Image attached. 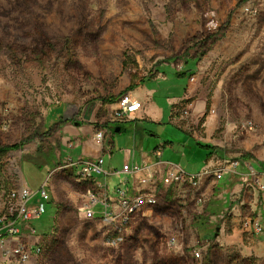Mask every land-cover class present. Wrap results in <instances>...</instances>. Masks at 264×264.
Wrapping results in <instances>:
<instances>
[{
  "label": "rangeland",
  "instance_id": "rangeland-1",
  "mask_svg": "<svg viewBox=\"0 0 264 264\" xmlns=\"http://www.w3.org/2000/svg\"><path fill=\"white\" fill-rule=\"evenodd\" d=\"M191 71L204 72L215 97L209 114L221 118L212 140L221 159L264 172V0H0V146L22 144L0 159V205L23 187L26 162L28 187L47 183L58 212L46 203L38 264H264L255 233L244 232L236 248L226 240L233 225L261 221L264 192L256 185L250 194L235 190L221 208L218 179L166 180L157 203L133 213L113 245L115 226L86 217L85 180L72 168L56 170L62 160L39 185V166H28L41 164L40 150L60 146L55 117L78 120L85 107L119 102L130 83L145 80L158 84L162 105L173 103ZM169 138L193 144L178 128ZM123 157L116 148V170ZM124 178H108L113 196Z\"/></svg>",
  "mask_w": 264,
  "mask_h": 264
},
{
  "label": "crops",
  "instance_id": "crops-1",
  "mask_svg": "<svg viewBox=\"0 0 264 264\" xmlns=\"http://www.w3.org/2000/svg\"><path fill=\"white\" fill-rule=\"evenodd\" d=\"M191 73L193 74L189 76L188 84L184 92L176 96L173 103H169L168 101L170 106H168V104L162 105L157 99L158 95L161 93L160 88L157 86L158 84L153 85V83L147 82L150 80H145L139 82L138 86L128 93L133 99L142 101L144 105L140 111L131 117H126L120 121L115 120L114 114L111 112L120 107V101L105 103L106 105L101 106L100 109L96 107H85L81 115L78 116V120L63 118L65 117L63 115L55 117L53 123L59 122L62 124L60 130V134L62 133V140L60 141L59 147L50 148L44 152H41L40 148H38V150H40L39 157L44 165L43 168L36 169V173L40 177L39 185L44 182L49 171L55 169L56 165L62 160L65 163L70 156L84 159H97L99 157L108 158L110 163H108V167L104 166V168L106 171L114 172L110 174L108 178L113 175L122 174L126 165L134 167L135 165H144L145 163L152 165L159 163L157 166L139 173H123L125 174V178L129 181L128 187L131 193H137L142 190H153V192H156L160 184L166 183L169 171L173 169V165L181 167L187 173L196 175L202 173L206 168H215L221 165L224 159H221V151L217 148V143L212 141L213 137L220 129L221 118L219 114H209L211 101L213 104L215 102V97L211 98V95H208L205 91L209 83L202 81L204 72H190V74ZM192 76L195 77L194 81L190 80ZM157 77H159V74L155 78ZM155 78L151 79V81L154 82ZM196 79L198 81H196ZM189 103L192 105L193 114L191 118L184 117L181 113V110ZM99 111L101 113H98ZM156 127L158 130L155 131ZM177 128L190 136V141H193L192 145L191 143L188 144L189 142L187 141L176 142L170 138L168 139V132ZM96 129H101L104 132L105 139L103 142L94 139L93 135ZM203 132L205 134L204 138L201 137V133ZM71 142L74 144L73 148H69ZM116 148H119L124 156L123 168L121 170H116L111 162ZM26 163L23 164L22 168L23 186L28 187L29 185L25 174V170H27ZM28 166L32 168V171L34 170L32 165ZM73 172L78 176V169H73ZM152 174V184H154L150 187H144V185L141 184V180L152 176ZM234 174L236 173H228L217 181V190H222L221 192H217L215 198L221 203V208H225L226 203L234 196L233 192L235 190H243L244 194L249 192L248 186L250 185L241 183L240 176L236 174V177H234ZM236 178L238 180H236ZM101 180H103V177H101ZM238 181L240 183H238ZM85 182H87L90 187L86 192L82 193L81 204L84 201H89L88 192L96 191L93 180H85ZM120 182L119 184L117 183V187L120 185ZM109 183L108 179L109 193L112 201L115 202L117 196H113L114 191H111ZM51 198L49 201H43L37 197L34 200V206L42 205L45 213L47 207L46 203H50L52 211L55 210L58 212V206L54 201H51ZM53 199L55 198L53 197ZM4 209L5 205L2 202L0 205V212ZM98 214L100 217L101 213L99 208L97 209V216ZM40 218L33 219L28 223H23V237L26 242L33 247L42 248L41 243L44 238L43 234H46V229L43 233L39 231V228L43 226L40 225L42 224L39 221ZM260 220L261 221L258 222L253 219L252 222H250L252 225L248 227L243 225L238 228V225H233L231 235L226 238L228 247L236 248L235 246L242 240L244 232L251 231L262 238L261 242L257 245L258 247L256 246L255 248L260 250L261 255L264 254V233H258L254 229L256 223H260L264 226V215ZM41 254L42 253L34 254L31 260L24 264H38ZM248 255H251V253H248ZM0 264L19 263L10 257L1 255Z\"/></svg>",
  "mask_w": 264,
  "mask_h": 264
},
{
  "label": "built area",
  "instance_id": "built-area-1",
  "mask_svg": "<svg viewBox=\"0 0 264 264\" xmlns=\"http://www.w3.org/2000/svg\"><path fill=\"white\" fill-rule=\"evenodd\" d=\"M182 67L178 66L181 71ZM191 81L195 77L190 78ZM120 107L115 111L114 118L116 121L131 117L140 111L144 105L140 100L133 99L129 94L121 97L119 102ZM182 116L192 117V105L189 103L181 110ZM250 127L253 123H247ZM94 139L103 142L105 139L104 132L101 129H96L93 135ZM71 142L69 148H73ZM104 158L84 159L68 157L63 166L58 169L72 168L78 169V176L85 180H93L96 191L88 192L89 201L85 202V213L88 219L97 217V209L100 210V218L102 221L112 227L115 226V233L109 237L108 242L118 245L122 242L124 234V225L130 220L131 215L143 208L144 206H152L157 203L155 192L142 190L137 193H131L128 187V179L124 178L120 185L116 188L117 198L113 202L109 193L108 176L114 172L106 171L104 168ZM159 163L144 165H135L130 167L126 165L123 173H139L144 170H149L157 166ZM242 166L239 160H224L223 163L215 168H206L202 173L190 174L179 166H174L167 180L177 183L191 182L196 184L202 178L222 179L227 173H236L240 176L242 183L246 185H256L258 189L264 192V172L258 171L254 165L247 164L243 170L238 168ZM103 177V180H101ZM153 182L152 176L143 178L141 184L144 187H150ZM39 197L43 201H49L51 198L47 183H44L37 189H30L23 186L19 190H15L9 194L7 201H4L5 209L0 212V256H7L14 259L19 264H24L31 260L34 254L42 252L41 247H33L23 237V223H28L33 219L42 217L44 207L34 206V200ZM10 203V204H9ZM252 225L247 222L246 227ZM254 229L258 233H264V226L256 223ZM109 243V244H110Z\"/></svg>",
  "mask_w": 264,
  "mask_h": 264
},
{
  "label": "trees",
  "instance_id": "trees-1",
  "mask_svg": "<svg viewBox=\"0 0 264 264\" xmlns=\"http://www.w3.org/2000/svg\"><path fill=\"white\" fill-rule=\"evenodd\" d=\"M182 72V71H180ZM192 72V71H191ZM193 73L190 74V76L192 75ZM138 86V83H135V82H132L130 83L129 87L126 89L127 91H131L133 89H135L136 87ZM103 102L104 103H115L116 102V98L115 97H109V98H104L103 99ZM22 147V144H14V145H4V146H0V159H2L3 157H5L11 150H16V149H19ZM39 158V161L41 162V159L40 157L38 156ZM28 161L31 160V157H29V159H27ZM31 163V162H29ZM32 164V163H31ZM32 166L34 168L38 167V169H41L44 167V165L42 164H32Z\"/></svg>",
  "mask_w": 264,
  "mask_h": 264
}]
</instances>
